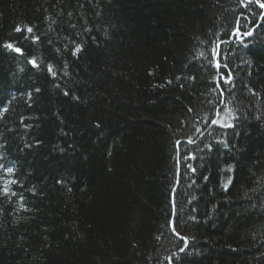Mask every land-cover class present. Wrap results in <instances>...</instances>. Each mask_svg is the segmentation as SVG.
Segmentation results:
<instances>
[{"label": "trees", "instance_id": "obj_1", "mask_svg": "<svg viewBox=\"0 0 264 264\" xmlns=\"http://www.w3.org/2000/svg\"><path fill=\"white\" fill-rule=\"evenodd\" d=\"M260 4L0 0V264H264Z\"/></svg>", "mask_w": 264, "mask_h": 264}, {"label": "snow or ice", "instance_id": "obj_2", "mask_svg": "<svg viewBox=\"0 0 264 264\" xmlns=\"http://www.w3.org/2000/svg\"><path fill=\"white\" fill-rule=\"evenodd\" d=\"M260 7L264 8V4H260ZM17 31H20V29L18 28ZM28 31L31 32V29L29 28ZM245 34L247 35L248 33H245ZM7 47H8V48H12L13 45L8 44ZM15 51H16V52H20L21 50H20L19 48H16ZM32 63H33L34 66H36L34 61H32ZM49 71H52L51 66H49ZM54 74H55V73H53V75H54ZM229 78H230V77H229ZM6 171H8L9 173H11L13 170H12L11 168H8V169H6ZM11 183H15V181H12ZM8 191H9L8 188L5 187V188L3 189V194H4V195H8ZM12 195H15V193H12ZM180 251H183V249H180Z\"/></svg>", "mask_w": 264, "mask_h": 264}]
</instances>
